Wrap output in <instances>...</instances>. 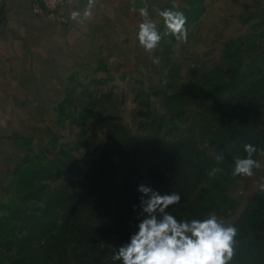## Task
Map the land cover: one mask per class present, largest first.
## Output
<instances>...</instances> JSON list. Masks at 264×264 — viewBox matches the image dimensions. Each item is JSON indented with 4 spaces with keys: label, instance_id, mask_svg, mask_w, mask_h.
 Instances as JSON below:
<instances>
[{
    "label": "rangeland",
    "instance_id": "374dc122",
    "mask_svg": "<svg viewBox=\"0 0 264 264\" xmlns=\"http://www.w3.org/2000/svg\"><path fill=\"white\" fill-rule=\"evenodd\" d=\"M179 8L186 42L164 36L69 88L50 141L0 198V264H122L112 256L142 218L140 184L180 193L178 219L233 223L264 196V166L231 175L244 144L264 147V0ZM237 240L231 264H264V225Z\"/></svg>",
    "mask_w": 264,
    "mask_h": 264
},
{
    "label": "crops",
    "instance_id": "0c3cea01",
    "mask_svg": "<svg viewBox=\"0 0 264 264\" xmlns=\"http://www.w3.org/2000/svg\"><path fill=\"white\" fill-rule=\"evenodd\" d=\"M35 0H0V198L17 169L35 160L54 134L58 104L74 81L90 73L129 67L142 48L136 38L138 9H156L172 0H98L92 16L73 21L87 0H64L59 12L65 25L33 14ZM183 6L185 0H176ZM46 136V137H44Z\"/></svg>",
    "mask_w": 264,
    "mask_h": 264
},
{
    "label": "clouds",
    "instance_id": "9594fccd",
    "mask_svg": "<svg viewBox=\"0 0 264 264\" xmlns=\"http://www.w3.org/2000/svg\"><path fill=\"white\" fill-rule=\"evenodd\" d=\"M97 2L87 0L83 11L73 10L70 19L80 22L89 19ZM132 4L133 11H137L135 0ZM138 13L141 19L136 38L146 52H154L167 35L178 41H187V16L176 0H172V7L156 9L163 21V31L152 19L147 6L139 7ZM154 62L159 63L158 59ZM243 150L246 156L233 157V177H253L254 170L264 166L254 158L264 157V147L246 143ZM215 160L222 162L224 155H216ZM222 171L220 167H213L208 174L213 176ZM260 190L264 192V183L260 184ZM137 191L142 194L139 204L142 218H139L128 241L116 248L112 256L114 261L122 264H231L238 244V228L233 223H226L215 211L208 212L203 218L178 219L168 209L179 204L180 193L170 191L161 194L145 184L138 185ZM133 207L136 208L135 205Z\"/></svg>",
    "mask_w": 264,
    "mask_h": 264
},
{
    "label": "trees",
    "instance_id": "16d2710c",
    "mask_svg": "<svg viewBox=\"0 0 264 264\" xmlns=\"http://www.w3.org/2000/svg\"><path fill=\"white\" fill-rule=\"evenodd\" d=\"M264 194V192L260 191ZM257 198L253 199V202ZM238 227L241 236L255 231L261 225H264V196L256 201L253 206L246 208L240 217L233 222Z\"/></svg>",
    "mask_w": 264,
    "mask_h": 264
},
{
    "label": "built area",
    "instance_id": "2783aa9c",
    "mask_svg": "<svg viewBox=\"0 0 264 264\" xmlns=\"http://www.w3.org/2000/svg\"><path fill=\"white\" fill-rule=\"evenodd\" d=\"M63 3L64 0H35L32 5V11L36 16L65 25L67 19L59 12Z\"/></svg>",
    "mask_w": 264,
    "mask_h": 264
}]
</instances>
